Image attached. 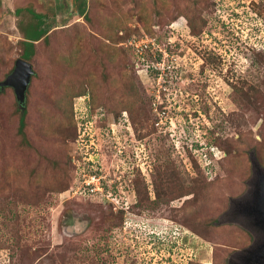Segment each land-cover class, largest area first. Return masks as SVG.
<instances>
[{
    "label": "rangeland",
    "instance_id": "rangeland-1",
    "mask_svg": "<svg viewBox=\"0 0 264 264\" xmlns=\"http://www.w3.org/2000/svg\"><path fill=\"white\" fill-rule=\"evenodd\" d=\"M14 1H0V81L24 31L39 35L35 10L57 31L29 61L26 139L0 90V264L239 261L254 235L231 201L257 175L247 143L264 141V0ZM92 174L101 193L83 189ZM141 177L158 210L128 209Z\"/></svg>",
    "mask_w": 264,
    "mask_h": 264
},
{
    "label": "trees",
    "instance_id": "trees-1",
    "mask_svg": "<svg viewBox=\"0 0 264 264\" xmlns=\"http://www.w3.org/2000/svg\"><path fill=\"white\" fill-rule=\"evenodd\" d=\"M1 1V0H0ZM205 1H208V0H205ZM215 1L213 0V2H212V4H214L215 5V3H214ZM1 3V2H0ZM81 13L83 14V13H86V0H83L82 1V3H81ZM204 8L205 9H208L209 8V6L207 5V3L206 2H204ZM203 11L204 10H202L201 12H199L198 14H195L196 16H194V13H193V15H192V13L190 14V17H188V18H186V20H187V26H188V28H189V32H190V34L193 36V35H195V34H198L199 32H202L203 31V29H204V23H205V18H204V16H203ZM260 15H263V17H264V9L263 8H259L258 9V11H257ZM199 15V19H200V22L202 23L201 25L202 26H198V25H196L195 23H194V20H195V18L197 17ZM181 17V16H180ZM41 25V24H40ZM51 26H50V24H47V26H46V28L45 29H43V32H42V30L40 31L41 33H39V35L37 36V37H34V38H27L26 39V35H28V33L27 32H25L24 34V45H25V49H24V53H23V59H25V60H27V61H30V59L32 58V56L34 55V53H35V48H37V46H38V44L40 43V42H45V44L46 45H49V44H47V39H49L50 38V32H51V30L50 29H52V33H54V34H56L55 32L57 31V30H55L54 28H50ZM48 29H49V31H48ZM147 30L148 31H150L151 32V28L149 27V28H147ZM44 36V38L43 39H40V38H42ZM59 37H61V35H59ZM51 38H53V36L51 35ZM62 38V37H61ZM40 39V40H39ZM57 41H59V39L58 40H56L55 42H53V43H51V45L52 44H54V43H56ZM45 45V46H46ZM50 48V47H49ZM33 77V76H32ZM97 83V82H96ZM85 86H88V83H86V85ZM97 86V85H96ZM5 88H12V87H10V86H6V87H4V89ZM79 91V93H84V91L86 90V89H84L83 88V86L81 87V88H73V93H75V91ZM94 92V91H93ZM95 93V92H94ZM69 95V94H68ZM94 95V94H93ZM254 98L253 99H250V97L248 96V95H246V98L249 100H257L256 99V97L255 96H253ZM17 99V98H16ZM97 99L96 98H94V101H96ZM19 104V103H18ZM19 107H20V109H21V112H20V116H19V127H18V131H19V133H20V135L22 136V138L23 139H26V135H25V132H24V129H25V126H26V121H25V117H26V113H27V110H26V105H25V108H22L20 105H19ZM124 107V106H123ZM123 109V108H122ZM121 113H122V110H121ZM75 124H76V121L74 122ZM75 129L77 130V127H76V125H75ZM76 134V133H75ZM247 144H249L250 145V149H254L255 150V152L253 151L252 153H251V159H253V161H259L258 163L261 165V167L262 168H264V141H255V142H248ZM60 154V153H59ZM252 161V162H253ZM60 164V162H58L57 160L54 162V165L56 166V167H54L55 169L54 170H56L57 172H58V169H56L57 168V166H59V164ZM63 164V163H62ZM62 164H60V165H62ZM73 167V166H72ZM254 177L255 176H253V178L249 181V184H250V188L242 195V196H240V198H239V200H241V199H244V198H246L248 195H249V193H251L250 191H251V188L253 187V185H252V182H253V180H254ZM134 189H135V192H136V194H137V200L134 202V203H132V204H130V206H129V209L130 210H132V211H134V213L135 212H137L138 213V211L140 212V211H148V212H152V211H154V210H158L159 209V207L161 206V194L160 193H156V191H155V189H154V186H152V183H151V181L149 182V181H147V179H145L144 177H143V179H142V177L141 178H139V179H137L136 180V184H134ZM171 191V193H173V191L172 190H170ZM183 195V194H182ZM85 197V196H84ZM86 199H89V198H87L86 197ZM237 198H234L232 201H231V203H233L234 202V200H236ZM237 201V200H236ZM104 203H105V201H104ZM110 205V207H109V211H107L109 214H108V216H110L111 214L112 215H114V216H117V217H119V220L117 221V224L115 223V224H112L111 223V221H110V223H109V225L107 226V229L108 230H110L111 228H113V227H116V226H118V228H122V225H123V223H124V218H125V210L124 209H122V210H120V209H118L116 206H114L113 204L111 205V204H109ZM230 209H231V207H230ZM243 229V228H242ZM248 229V228H247ZM244 231H246V230H244ZM251 232V231H250ZM252 233V232H251ZM254 235V234H253ZM253 241H251L249 244H248V246L252 243ZM248 246H246V247H248ZM188 264H190V263H188Z\"/></svg>",
    "mask_w": 264,
    "mask_h": 264
},
{
    "label": "water",
    "instance_id": "water-1",
    "mask_svg": "<svg viewBox=\"0 0 264 264\" xmlns=\"http://www.w3.org/2000/svg\"><path fill=\"white\" fill-rule=\"evenodd\" d=\"M34 73L31 62L18 58L13 70L0 81V90L6 86L12 87L19 105L25 108L27 90ZM254 170L257 175L252 182L251 193L243 200H234L238 208L241 207L238 210L243 215V225L254 234V240L240 250L239 261L234 264H264V168L254 161Z\"/></svg>",
    "mask_w": 264,
    "mask_h": 264
},
{
    "label": "crops",
    "instance_id": "crops-1",
    "mask_svg": "<svg viewBox=\"0 0 264 264\" xmlns=\"http://www.w3.org/2000/svg\"><path fill=\"white\" fill-rule=\"evenodd\" d=\"M3 1H9V2H11V3H9L8 2V4L9 5H13L12 7H15V5H16V2L14 1V0H3ZM56 8V10L58 11V13H56L55 15H58V16H62V15H64L65 13H66V9L65 8H61L60 6H58V7H55ZM35 13L37 14L36 15V17L40 20V21H37L36 22V25H37V28L38 29H40V31L42 30V32H43V29H45L46 28V26H47V22H46V20H43V18H45L44 16L46 15V14H44V12H40V11H38V10H35ZM62 14V15H61ZM55 15H53V16H55ZM47 23V24H46ZM41 24V25H40ZM39 31V33H41ZM48 31H49V29H48ZM24 32H27V33H29L27 30H25ZM50 32V31H49ZM34 37H37V36H31V35H26V39L28 38H34ZM44 37V36H43ZM41 39V38H40ZM39 39V40H40Z\"/></svg>",
    "mask_w": 264,
    "mask_h": 264
},
{
    "label": "built area",
    "instance_id": "built-area-1",
    "mask_svg": "<svg viewBox=\"0 0 264 264\" xmlns=\"http://www.w3.org/2000/svg\"><path fill=\"white\" fill-rule=\"evenodd\" d=\"M134 41H136V40H134ZM83 176H87V174H83ZM101 177L102 176H97L96 174L89 175V177L84 179L85 183L82 185V186H84L83 189H86V192H88L87 190H89L92 192H97V193L100 192L101 193V190L103 189V187L99 183V182H101ZM96 178H97V180H95ZM185 264H188V263L186 262Z\"/></svg>",
    "mask_w": 264,
    "mask_h": 264
},
{
    "label": "flooded vegetation",
    "instance_id": "flooded-vegetation-1",
    "mask_svg": "<svg viewBox=\"0 0 264 264\" xmlns=\"http://www.w3.org/2000/svg\"><path fill=\"white\" fill-rule=\"evenodd\" d=\"M130 206V205H129ZM129 206H128V209H129ZM122 209H125V207H122ZM124 222H125V220H124Z\"/></svg>",
    "mask_w": 264,
    "mask_h": 264
}]
</instances>
